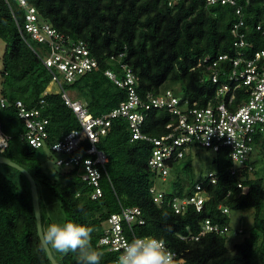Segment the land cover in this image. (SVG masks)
<instances>
[{"label": "trees", "instance_id": "16d2710c", "mask_svg": "<svg viewBox=\"0 0 264 264\" xmlns=\"http://www.w3.org/2000/svg\"><path fill=\"white\" fill-rule=\"evenodd\" d=\"M27 2L59 32L75 40H85L99 60L98 69L64 84L65 89L76 92V97L86 103L93 115L109 112L127 99L126 89L104 74L106 69L122 74L119 62L111 60L112 55L124 53L122 61L134 70L141 94H157L172 88L177 94L182 93L191 106L201 107L217 102L218 87L208 80L206 67L201 62L207 56L236 54L232 33L236 22H245L242 30L246 42L252 44L250 50L264 49V0H238L241 14L235 6H207L206 0ZM24 20L25 10L18 0H0V39L6 43L0 97L9 102L8 106L0 108V124L10 136L8 147L0 154L27 168L38 188L40 183L48 188L59 200L66 214L65 222L71 220L92 230L91 245L101 257L100 264H112L115 259L98 241L107 217L119 212L122 206L142 209L146 221L136 226L137 235L164 240L172 249L184 254L187 264H264V166L257 165L264 161V151L249 161L254 166L252 170L240 169L235 174L230 171L233 161L228 152L215 153L219 179L212 185L206 178L194 181L191 174L186 176L193 168L189 154L173 164L164 202L158 204L150 192L155 181V173L148 163L152 144L144 140L131 141L128 122L114 118L109 133L98 144L110 157L101 180L103 195L100 198H92L93 188L76 168L57 165L64 168L60 176L58 172L55 176L46 172L39 158L41 148H34L22 139L26 126L15 102L22 100L30 109L45 99L42 112L50 119L48 145L79 128L80 124L60 93L45 95L52 74L32 49L37 47L34 41H29L31 47L23 37L19 26ZM169 119L166 110L148 111L143 131L150 136H160L165 133ZM200 182L209 194L203 209L197 211L192 207L185 214H177L169 202L175 197L192 195ZM239 182L242 188L238 187ZM41 199L40 195L46 230ZM220 205L227 206L230 212L224 213ZM246 209H254V225L233 248L227 245L228 233H209L200 240L190 241L180 237L190 230L197 234L206 219L232 227L230 213ZM52 223L51 217L48 218L47 225ZM52 251L60 264H82L78 253ZM0 264H53L45 248L40 247L31 183L20 170L3 163H0Z\"/></svg>", "mask_w": 264, "mask_h": 264}, {"label": "built area", "instance_id": "2783aa9c", "mask_svg": "<svg viewBox=\"0 0 264 264\" xmlns=\"http://www.w3.org/2000/svg\"><path fill=\"white\" fill-rule=\"evenodd\" d=\"M18 1L25 10V20L19 26L20 31L29 45V41L39 45L36 48L30 46L52 74L45 95L60 93L80 124L79 128L72 129L62 139L48 145L50 119L42 112L45 99H41L38 106L30 109L22 100H17L15 106L26 126L22 139L34 148H48L57 155V165L76 168L77 173L93 188V199L103 195L101 180L110 162L109 155L98 144L109 133L114 118H123L128 122L131 141L144 140L152 144L148 163L155 173V181L150 192L158 204L164 202L167 191L164 182H167L173 164L189 155L193 147L206 148L214 153L226 150L233 161L230 169L232 174L240 169H253L254 166L249 161L256 159V155L264 151V49L250 50L252 44L246 42L245 31L242 30L245 25L243 20L232 27L236 54L222 53L216 58L207 56L201 62L206 67L208 80L218 86L215 96L217 102L201 107L191 106L188 100L172 88L157 94H141L134 70L127 62L122 61L124 53H120L112 55L111 60L119 62L122 74L113 69H106L104 74L126 89L127 99L109 112L93 115L86 103L64 88L65 83H73L82 75L99 68V60L92 54L88 43L59 32L35 6L27 0ZM237 3L238 0H206L207 6L230 4L237 7V13L241 14L242 7ZM54 85L57 90L53 88ZM8 104V100L1 96L0 108ZM155 109L166 110L170 114L165 125L166 131L160 136H150L143 131L148 111ZM0 137L5 138L0 141V152H3L9 145L10 136L2 130L1 124ZM206 179L210 185L217 184V171L209 172ZM158 180L163 183L162 187L158 186ZM238 187H243L241 182ZM208 199L207 189L200 182L192 195L175 197L169 205L177 214H185L192 207L201 211ZM220 208L224 213L230 212L227 206L220 205ZM145 221L139 206H122L119 212L107 217L98 245L114 254L112 264H116L123 243L139 236L135 228ZM231 230L230 225L206 219L197 234L190 230L180 237L185 241L200 240L209 233L227 234ZM242 232L243 229L236 231L238 234ZM164 243L175 253L176 264H187L183 253L172 249L165 241Z\"/></svg>", "mask_w": 264, "mask_h": 264}, {"label": "clouds", "instance_id": "9594fccd", "mask_svg": "<svg viewBox=\"0 0 264 264\" xmlns=\"http://www.w3.org/2000/svg\"><path fill=\"white\" fill-rule=\"evenodd\" d=\"M5 138L0 137V141ZM91 229L71 220L52 223L45 230L38 225L40 247H51L59 253L75 252L82 264H100L101 257L92 248ZM116 264H176L175 253L154 236H137L122 245Z\"/></svg>", "mask_w": 264, "mask_h": 264}, {"label": "rangeland", "instance_id": "374dc122", "mask_svg": "<svg viewBox=\"0 0 264 264\" xmlns=\"http://www.w3.org/2000/svg\"><path fill=\"white\" fill-rule=\"evenodd\" d=\"M36 46L39 45L34 42ZM6 50V43L0 39V73L3 69V62H2V56L5 53ZM1 84V83H0ZM53 88L57 90V87L54 85ZM72 95L76 96L75 91H70ZM182 94V93H181ZM180 94V95H181ZM192 159H193V168L192 171H189V173H186L194 179V181L205 179L206 176H208L209 172L217 171V164L216 161H214L215 153L212 150L201 148V147H193L192 151L190 153ZM39 158L40 162L43 165L46 172L49 174L55 176V173H60L64 170V168L57 166L55 163L57 159V155L52 153L48 148H41L39 150ZM185 161V160H184ZM181 165H183L181 163ZM260 166H264V161H260ZM172 174H170L167 182H164V188L168 190ZM157 184L159 187L163 186V183L161 180L157 181ZM39 192L42 196L41 202L42 207L44 209V218L46 220L45 227L47 228V221L48 218L51 217L53 223H59L63 224L66 219V214L64 210L60 207V202L57 198L53 197V195L50 193L48 188L44 187L40 183L39 185ZM231 223H232V230L228 233V241L227 245L230 248H233L235 243L241 242L249 233V231L253 228L254 225V209H246V210H238V211H232L231 213ZM243 229V233H236L237 230ZM246 230V231H245ZM260 243V242H259Z\"/></svg>", "mask_w": 264, "mask_h": 264}, {"label": "water", "instance_id": "95a60500", "mask_svg": "<svg viewBox=\"0 0 264 264\" xmlns=\"http://www.w3.org/2000/svg\"><path fill=\"white\" fill-rule=\"evenodd\" d=\"M0 163L7 164L9 166H12L18 170H20L22 173H24L28 180L31 183V193H32V201H33V206H34V211H35V216L37 220V229L38 225H43L42 221V211H41V203H40V195H39V189H38V184L36 179L34 178L33 174L24 166L19 164L18 162L12 160L11 158H8L4 154H0ZM49 259L53 264H60L56 257L53 254V251L51 247H44Z\"/></svg>", "mask_w": 264, "mask_h": 264}, {"label": "crops", "instance_id": "0c3cea01", "mask_svg": "<svg viewBox=\"0 0 264 264\" xmlns=\"http://www.w3.org/2000/svg\"><path fill=\"white\" fill-rule=\"evenodd\" d=\"M3 57V56H2ZM3 62V61H2ZM0 90H1V85H0Z\"/></svg>", "mask_w": 264, "mask_h": 264}]
</instances>
